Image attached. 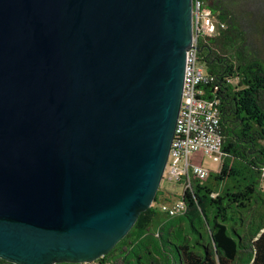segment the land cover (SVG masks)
<instances>
[{"label": "water", "instance_id": "95a60500", "mask_svg": "<svg viewBox=\"0 0 264 264\" xmlns=\"http://www.w3.org/2000/svg\"><path fill=\"white\" fill-rule=\"evenodd\" d=\"M193 0H0V260L89 264L155 202Z\"/></svg>", "mask_w": 264, "mask_h": 264}, {"label": "trees", "instance_id": "16d2710c", "mask_svg": "<svg viewBox=\"0 0 264 264\" xmlns=\"http://www.w3.org/2000/svg\"><path fill=\"white\" fill-rule=\"evenodd\" d=\"M206 7L227 25L220 38L199 40L213 78L206 93L219 102L224 161L192 181L181 216L161 212V183L153 205L98 264H264V0Z\"/></svg>", "mask_w": 264, "mask_h": 264}, {"label": "built area", "instance_id": "2783aa9c", "mask_svg": "<svg viewBox=\"0 0 264 264\" xmlns=\"http://www.w3.org/2000/svg\"><path fill=\"white\" fill-rule=\"evenodd\" d=\"M226 30L227 25L206 7V0H193V41L186 56L182 103L163 178L170 185L182 186L184 192L192 190L193 180H205L212 173L202 162L193 163L192 157L201 154L221 165L224 161L219 102L206 93L205 86L213 78L201 62L199 40L220 38ZM160 209L169 217H177L185 214L187 206L182 195L174 201L163 202Z\"/></svg>", "mask_w": 264, "mask_h": 264}, {"label": "rangeland", "instance_id": "374dc122", "mask_svg": "<svg viewBox=\"0 0 264 264\" xmlns=\"http://www.w3.org/2000/svg\"><path fill=\"white\" fill-rule=\"evenodd\" d=\"M191 161L193 163H198V162H202L203 166L208 169L210 172L212 173H217L220 168H221V164L220 163H216L214 162L211 158L207 157V156H203L201 154L198 155L197 158L192 157ZM165 181H162V185H166L168 183H164ZM262 186L264 188V181L262 183ZM167 196L165 198H163V202H166V200H168L167 202H171L174 201L176 199H178L180 196L183 195L184 193V189L182 186L180 185H170L168 184V191H167Z\"/></svg>", "mask_w": 264, "mask_h": 264}]
</instances>
